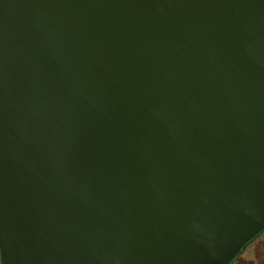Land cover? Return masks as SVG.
<instances>
[{
    "label": "water",
    "instance_id": "1",
    "mask_svg": "<svg viewBox=\"0 0 264 264\" xmlns=\"http://www.w3.org/2000/svg\"><path fill=\"white\" fill-rule=\"evenodd\" d=\"M264 232V0H0L1 264H231Z\"/></svg>",
    "mask_w": 264,
    "mask_h": 264
},
{
    "label": "trees",
    "instance_id": "2",
    "mask_svg": "<svg viewBox=\"0 0 264 264\" xmlns=\"http://www.w3.org/2000/svg\"><path fill=\"white\" fill-rule=\"evenodd\" d=\"M254 249L256 250V251H254V253H253V251L252 252L249 251L247 254H245L241 257H239L240 256L239 255L238 257L240 260L238 261L237 264H264V236H261L259 239H257V242H256ZM254 258H256V260Z\"/></svg>",
    "mask_w": 264,
    "mask_h": 264
},
{
    "label": "rangeland",
    "instance_id": "3",
    "mask_svg": "<svg viewBox=\"0 0 264 264\" xmlns=\"http://www.w3.org/2000/svg\"><path fill=\"white\" fill-rule=\"evenodd\" d=\"M261 236H264V232H262L258 237H256L255 238V240H253L248 246H247V248L240 254V256L239 257H241V256H243V255H245V254H247L249 251H253V253H254V251H256L254 248H255V245H256V242H257V239H259ZM254 249V250H253ZM239 257L232 263V264H237L238 263V261L240 260L239 259ZM255 260H256V258H254ZM0 264H1V262H0Z\"/></svg>",
    "mask_w": 264,
    "mask_h": 264
}]
</instances>
